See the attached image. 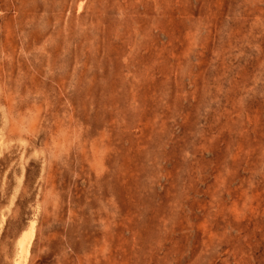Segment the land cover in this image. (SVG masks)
Wrapping results in <instances>:
<instances>
[{
    "label": "rangeland",
    "instance_id": "374dc122",
    "mask_svg": "<svg viewBox=\"0 0 264 264\" xmlns=\"http://www.w3.org/2000/svg\"><path fill=\"white\" fill-rule=\"evenodd\" d=\"M31 225L23 264H264V0H0V264Z\"/></svg>",
    "mask_w": 264,
    "mask_h": 264
},
{
    "label": "bare ground",
    "instance_id": "6f19581e",
    "mask_svg": "<svg viewBox=\"0 0 264 264\" xmlns=\"http://www.w3.org/2000/svg\"><path fill=\"white\" fill-rule=\"evenodd\" d=\"M33 237V225L30 226L28 232L21 235L18 241V248H19V257L15 264H23L25 263L26 256L28 254V250L31 244V240ZM28 258V257H27Z\"/></svg>",
    "mask_w": 264,
    "mask_h": 264
}]
</instances>
